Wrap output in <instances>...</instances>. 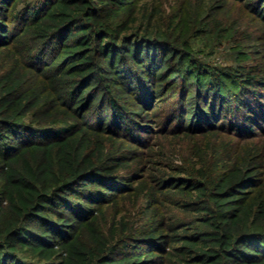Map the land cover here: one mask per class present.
I'll return each instance as SVG.
<instances>
[{
	"label": "trees",
	"instance_id": "obj_1",
	"mask_svg": "<svg viewBox=\"0 0 264 264\" xmlns=\"http://www.w3.org/2000/svg\"><path fill=\"white\" fill-rule=\"evenodd\" d=\"M0 264H264V0H0Z\"/></svg>",
	"mask_w": 264,
	"mask_h": 264
},
{
	"label": "rangeland",
	"instance_id": "obj_2",
	"mask_svg": "<svg viewBox=\"0 0 264 264\" xmlns=\"http://www.w3.org/2000/svg\"><path fill=\"white\" fill-rule=\"evenodd\" d=\"M236 55L232 52V49L226 47V52L223 54L221 51L217 52L212 58L211 61L217 65H236L235 62Z\"/></svg>",
	"mask_w": 264,
	"mask_h": 264
}]
</instances>
